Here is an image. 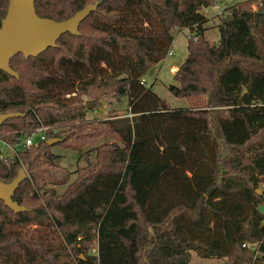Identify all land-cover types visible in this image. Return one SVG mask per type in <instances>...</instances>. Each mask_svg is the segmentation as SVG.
I'll list each match as a JSON object with an SVG mask.
<instances>
[{
	"label": "trees",
	"instance_id": "1",
	"mask_svg": "<svg viewBox=\"0 0 264 264\" xmlns=\"http://www.w3.org/2000/svg\"><path fill=\"white\" fill-rule=\"evenodd\" d=\"M224 1H36L37 15L55 22L100 4L79 36L13 58L18 79L0 72V114L25 115L0 127L16 151L0 157V181L28 175L13 197L27 211L0 201V264H191L192 252L264 264V0L220 16L211 44L203 10ZM8 7L0 0V26ZM184 30L188 58L170 92L189 108L172 109L145 77ZM83 97L125 98L129 110L85 121ZM40 128L54 130L26 148ZM77 134L96 146L83 151ZM55 147L86 160L75 180L53 174Z\"/></svg>",
	"mask_w": 264,
	"mask_h": 264
},
{
	"label": "water",
	"instance_id": "2",
	"mask_svg": "<svg viewBox=\"0 0 264 264\" xmlns=\"http://www.w3.org/2000/svg\"><path fill=\"white\" fill-rule=\"evenodd\" d=\"M9 3L6 17L0 26V72L16 79L18 73L12 70L13 58L23 55L25 59L37 58L48 49L56 48L57 42L65 34L79 36L80 25L94 12L100 3L89 4L73 17L62 22L41 18L37 15V0H7ZM87 109L92 110L94 101L87 102ZM21 113L0 114V127L8 120L24 117ZM64 139H52L48 146H54ZM27 167L19 170L17 178L9 183L0 181V201L14 213L27 211L13 200L16 190L27 179Z\"/></svg>",
	"mask_w": 264,
	"mask_h": 264
},
{
	"label": "rangeland",
	"instance_id": "3",
	"mask_svg": "<svg viewBox=\"0 0 264 264\" xmlns=\"http://www.w3.org/2000/svg\"><path fill=\"white\" fill-rule=\"evenodd\" d=\"M247 0H225L223 3H219L217 7H210L203 10V14L209 19V22L205 26V38L211 44H218L220 41V32L218 29L219 17L217 14L223 11L225 16H231L233 12L237 10V4ZM174 55H169L166 59L153 67L145 77L147 85L152 91L159 96L162 100L166 101L172 109H187L189 108V102L187 99H179L174 97L170 92V86L176 85L174 80L175 73L172 72L173 68L182 65L188 58V39L187 31L184 30L174 35V43L172 51ZM83 102L87 104L88 101H94L92 110L86 114L85 121L101 120L106 121L111 117H122L128 113V101L125 98L118 99L116 97H107L101 100H92L89 97H83ZM48 132L54 130V128H46ZM76 137H84L83 151H87L92 147L96 146V142L92 141L86 136H80L77 134ZM73 146H78V141L73 142ZM56 155L59 156L57 161V167L52 168L53 174L58 177L65 172L71 174V181L76 179V172L79 167H83L87 164L85 159H80L79 155L81 152H77L74 149H67L61 147H55L52 150ZM5 155L13 157L12 152H6ZM93 162L94 157H90ZM59 191H63L64 188H57ZM29 230L35 231L36 226L28 227ZM191 264H225V260L222 259H211L202 258L195 252H192Z\"/></svg>",
	"mask_w": 264,
	"mask_h": 264
},
{
	"label": "built area",
	"instance_id": "4",
	"mask_svg": "<svg viewBox=\"0 0 264 264\" xmlns=\"http://www.w3.org/2000/svg\"><path fill=\"white\" fill-rule=\"evenodd\" d=\"M261 5H258L255 7V9H258ZM218 8V6H215ZM218 16H223L225 15L223 11H220L218 14ZM187 39H192V37L188 34V31H187ZM194 41H196V38L193 39ZM171 56V55H174L173 53H169L168 56ZM142 83H145V81L143 80ZM46 132H47V129L46 128H40L38 129L37 131H35L34 133H32L31 135L27 136L24 141H23V144L26 148H29V147H32L33 145H37L38 143L40 142H43L47 139V136H46ZM6 152H12V156H15L16 155V151H15V148L10 145L9 143L3 141L0 139V157L2 159L6 158L8 155H5ZM244 247H249V248H252V247H256V245H244Z\"/></svg>",
	"mask_w": 264,
	"mask_h": 264
},
{
	"label": "crops",
	"instance_id": "5",
	"mask_svg": "<svg viewBox=\"0 0 264 264\" xmlns=\"http://www.w3.org/2000/svg\"><path fill=\"white\" fill-rule=\"evenodd\" d=\"M178 68H179V67H175V68H173L172 72H173V73H176V72L178 71Z\"/></svg>",
	"mask_w": 264,
	"mask_h": 264
}]
</instances>
